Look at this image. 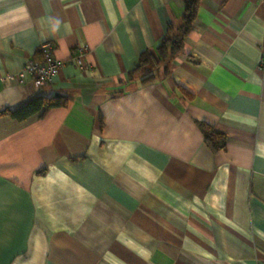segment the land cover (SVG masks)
<instances>
[{
	"label": "crops",
	"instance_id": "crops-1",
	"mask_svg": "<svg viewBox=\"0 0 264 264\" xmlns=\"http://www.w3.org/2000/svg\"><path fill=\"white\" fill-rule=\"evenodd\" d=\"M187 2L0 0V264H264V4L198 0L145 83ZM47 42L60 73L20 83ZM40 96L62 104L11 114Z\"/></svg>",
	"mask_w": 264,
	"mask_h": 264
},
{
	"label": "trees",
	"instance_id": "trees-1",
	"mask_svg": "<svg viewBox=\"0 0 264 264\" xmlns=\"http://www.w3.org/2000/svg\"><path fill=\"white\" fill-rule=\"evenodd\" d=\"M198 0H188L186 12L184 16V24L179 29V34L169 33L157 47L154 52H144L140 57L139 67L137 72L143 71L145 74L144 82H150L154 77V70L161 66H166L168 62L173 60L183 49L184 40L191 28V23L196 16ZM172 30V28H171ZM60 101L48 100L40 96L33 99L26 105L11 112L18 120L25 121L33 117H41L44 113L55 107L61 106ZM201 130L206 141L215 150L224 148L225 140L220 133H217L213 128L204 123L201 124Z\"/></svg>",
	"mask_w": 264,
	"mask_h": 264
},
{
	"label": "built area",
	"instance_id": "built-area-1",
	"mask_svg": "<svg viewBox=\"0 0 264 264\" xmlns=\"http://www.w3.org/2000/svg\"><path fill=\"white\" fill-rule=\"evenodd\" d=\"M260 4H264V0H259ZM264 44V43H263ZM88 50L86 47H81L74 51L71 62L81 70H91V66L84 60L85 53ZM40 59H31L25 65L23 71L18 75V81L24 83L26 81V74L30 75L35 87L39 90L51 85L54 77H56L62 68V63L56 59L54 54V47L51 43H43L40 46ZM262 63H264V51L262 56Z\"/></svg>",
	"mask_w": 264,
	"mask_h": 264
}]
</instances>
